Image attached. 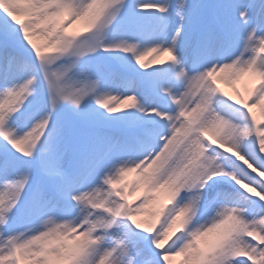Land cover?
<instances>
[{
    "label": "snow or ice",
    "instance_id": "snow-or-ice-1",
    "mask_svg": "<svg viewBox=\"0 0 264 264\" xmlns=\"http://www.w3.org/2000/svg\"><path fill=\"white\" fill-rule=\"evenodd\" d=\"M174 257L264 264V0H0V264Z\"/></svg>",
    "mask_w": 264,
    "mask_h": 264
},
{
    "label": "bare ground",
    "instance_id": "bare-ground-1",
    "mask_svg": "<svg viewBox=\"0 0 264 264\" xmlns=\"http://www.w3.org/2000/svg\"><path fill=\"white\" fill-rule=\"evenodd\" d=\"M82 27H83V25H76L75 28H74L73 30L81 31ZM80 28H81V29H80ZM37 42L39 43L40 41H37ZM151 59H152V57H146L145 62L147 63V62H148L149 60H151ZM161 59H164L163 62H165V61L169 60L170 57H167V56H166V58H164V57H160L158 62H160ZM221 83H222V82H220V84H221ZM249 83H250V79H249V78H245L244 80H241V81L238 83L239 85H241V87H242V89H243L242 91L239 90L241 94H244V95L246 96V88H247V86L249 85ZM238 84H237V85H238ZM237 85H236L235 87L228 86V87H227L226 89H224V90H225L226 92H228L229 95H232L234 98H239V97L237 96V94H236ZM129 103L131 104V103H133V102H129ZM127 108H128V105H121V106H120V110H121V111H123V110H127ZM254 111L257 113L258 117L261 116V109H260V108H255ZM132 185H134V183H132ZM135 194H136V189L132 186V189H131L130 193L128 194V199H129V202L132 203L133 205H135L136 203L139 202L140 199H142L141 197L136 196ZM212 194H214V193H212ZM146 218H147L146 216H143V217H139L138 219L143 220V219H146ZM178 258H179V257H174V258L172 259V264H179L180 262L178 261V260H179ZM177 261H178V262H177Z\"/></svg>",
    "mask_w": 264,
    "mask_h": 264
},
{
    "label": "rangeland",
    "instance_id": "rangeland-1",
    "mask_svg": "<svg viewBox=\"0 0 264 264\" xmlns=\"http://www.w3.org/2000/svg\"><path fill=\"white\" fill-rule=\"evenodd\" d=\"M81 29V28H80ZM81 33H82V29H81ZM139 193H140V190H139ZM139 195V194H138Z\"/></svg>",
    "mask_w": 264,
    "mask_h": 264
}]
</instances>
